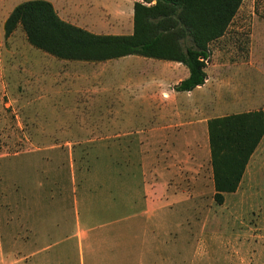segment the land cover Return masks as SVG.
<instances>
[{"label":"rangeland","instance_id":"obj_1","mask_svg":"<svg viewBox=\"0 0 264 264\" xmlns=\"http://www.w3.org/2000/svg\"><path fill=\"white\" fill-rule=\"evenodd\" d=\"M25 1L0 0V264H91L74 237L78 224L131 215L124 211L134 200L118 176L133 173V163L152 150L117 147L100 133L78 132V118L44 103L53 98L54 56L32 46L21 26L9 37L4 31L11 11ZM48 1L70 23L95 28L109 14L124 32L133 2L89 0L87 11L86 0ZM211 51L208 80L189 95L183 116L198 133V146L156 150L173 166L167 252L171 264H264V136L238 189L222 204L214 199L207 142L209 119L264 109V0H243ZM129 119L118 126L149 118ZM43 247L46 252L39 251ZM141 250L138 241L127 245L119 264H140Z\"/></svg>","mask_w":264,"mask_h":264},{"label":"crops","instance_id":"obj_2","mask_svg":"<svg viewBox=\"0 0 264 264\" xmlns=\"http://www.w3.org/2000/svg\"><path fill=\"white\" fill-rule=\"evenodd\" d=\"M87 1L84 8L90 11ZM136 1L142 0H133L130 5L127 32L118 23L110 22L109 14H105L102 26L84 27L97 34H131ZM75 5L81 6L77 2ZM96 11L101 13L103 9L98 7ZM51 73L53 98L49 102L44 98V103L59 112L57 114L78 118L74 121L76 131L100 133L103 136L99 139L115 141L117 147L152 150L133 163V173L118 176L134 200L133 204L124 206L130 208H124V212L131 215L101 223L97 220L86 225L79 223L74 237L81 252L86 250L91 264H119L125 257L123 249L138 241L142 247L140 264H167L168 259L171 264V249L169 253L167 249L172 244L173 166L156 150L198 146V133L190 129L183 116L192 101L189 95L205 84L192 91H176L175 86L189 75L184 64L139 55L104 61L66 60L54 56ZM145 117L149 119L139 125L118 126L122 119ZM121 208L117 211L123 213ZM46 250L47 247L39 249Z\"/></svg>","mask_w":264,"mask_h":264},{"label":"trees","instance_id":"obj_3","mask_svg":"<svg viewBox=\"0 0 264 264\" xmlns=\"http://www.w3.org/2000/svg\"><path fill=\"white\" fill-rule=\"evenodd\" d=\"M243 0H142L134 3L131 34H97L62 19L48 0H27L4 23L9 37L21 26L29 43L57 58L104 61L139 55L184 64L188 77L176 91L205 84L211 43L228 31ZM214 199L238 189L248 162L264 136V109L208 120Z\"/></svg>","mask_w":264,"mask_h":264}]
</instances>
